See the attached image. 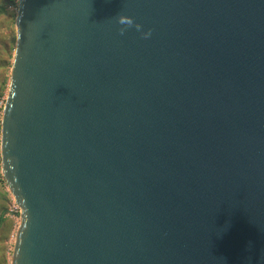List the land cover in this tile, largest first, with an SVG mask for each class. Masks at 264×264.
<instances>
[{
	"label": "water",
	"instance_id": "1",
	"mask_svg": "<svg viewBox=\"0 0 264 264\" xmlns=\"http://www.w3.org/2000/svg\"><path fill=\"white\" fill-rule=\"evenodd\" d=\"M0 170L10 264H264V0H18Z\"/></svg>",
	"mask_w": 264,
	"mask_h": 264
},
{
	"label": "rangeland",
	"instance_id": "2",
	"mask_svg": "<svg viewBox=\"0 0 264 264\" xmlns=\"http://www.w3.org/2000/svg\"><path fill=\"white\" fill-rule=\"evenodd\" d=\"M18 0H0V86L5 82V88L3 90L2 97H0V118H1V102L5 100L10 68L12 64V56L15 45V18L17 14ZM5 11V12H4ZM0 182L2 187L6 188V184L3 180L0 170ZM9 198L5 204V211L3 213L2 219L7 222V230L0 228V252L2 263V251H6V264H10L11 251L14 243V237L16 230L19 225V214L15 212L13 205L14 200L10 193L7 191Z\"/></svg>",
	"mask_w": 264,
	"mask_h": 264
},
{
	"label": "clouds",
	"instance_id": "3",
	"mask_svg": "<svg viewBox=\"0 0 264 264\" xmlns=\"http://www.w3.org/2000/svg\"><path fill=\"white\" fill-rule=\"evenodd\" d=\"M115 23L119 26L118 35L120 36L125 35L126 31L129 29H134L136 32H139L142 39H149L152 35L151 29L143 31L142 25L136 23L130 16L119 14L115 17Z\"/></svg>",
	"mask_w": 264,
	"mask_h": 264
},
{
	"label": "crops",
	"instance_id": "4",
	"mask_svg": "<svg viewBox=\"0 0 264 264\" xmlns=\"http://www.w3.org/2000/svg\"><path fill=\"white\" fill-rule=\"evenodd\" d=\"M3 185H1L0 182V220L2 219L3 213L5 211V204L7 203V200L9 198V195H7V191L8 189H6L5 187H2ZM0 259H1V252H0ZM6 251L3 250L2 251V263L6 264Z\"/></svg>",
	"mask_w": 264,
	"mask_h": 264
},
{
	"label": "trees",
	"instance_id": "5",
	"mask_svg": "<svg viewBox=\"0 0 264 264\" xmlns=\"http://www.w3.org/2000/svg\"><path fill=\"white\" fill-rule=\"evenodd\" d=\"M5 12V11H4ZM6 89L5 88V82L3 84H1L0 86V97H2L3 94V90ZM4 101V100H3ZM7 222H5L3 219L0 220V228L2 229V226L4 227L3 230H7L8 225L6 224Z\"/></svg>",
	"mask_w": 264,
	"mask_h": 264
},
{
	"label": "built area",
	"instance_id": "6",
	"mask_svg": "<svg viewBox=\"0 0 264 264\" xmlns=\"http://www.w3.org/2000/svg\"><path fill=\"white\" fill-rule=\"evenodd\" d=\"M3 105H4V101L1 102V108H3ZM13 208L15 209V212L17 214H20V210H19V208L16 205H13Z\"/></svg>",
	"mask_w": 264,
	"mask_h": 264
}]
</instances>
